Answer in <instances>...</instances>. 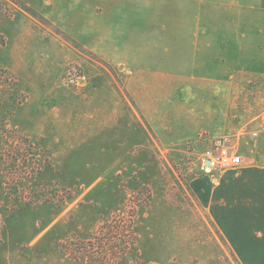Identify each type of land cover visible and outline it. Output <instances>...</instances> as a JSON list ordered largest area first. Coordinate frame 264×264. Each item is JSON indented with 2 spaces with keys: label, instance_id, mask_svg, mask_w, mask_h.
<instances>
[{
  "label": "rangeland",
  "instance_id": "rangeland-1",
  "mask_svg": "<svg viewBox=\"0 0 264 264\" xmlns=\"http://www.w3.org/2000/svg\"><path fill=\"white\" fill-rule=\"evenodd\" d=\"M232 14V0H0V123L53 165L17 192L3 180L0 264H264L191 190L232 133L208 131L218 85L202 79L230 50L202 31Z\"/></svg>",
  "mask_w": 264,
  "mask_h": 264
},
{
  "label": "crops",
  "instance_id": "crops-1",
  "mask_svg": "<svg viewBox=\"0 0 264 264\" xmlns=\"http://www.w3.org/2000/svg\"><path fill=\"white\" fill-rule=\"evenodd\" d=\"M232 2L234 25L224 34L219 28L232 43L220 33L202 31L215 37L213 46L230 48L219 55L226 63L203 62L202 79L218 85L211 96L218 111L205 125L212 134L243 132L238 144L243 164L196 179L191 190L237 255H264V0Z\"/></svg>",
  "mask_w": 264,
  "mask_h": 264
},
{
  "label": "trees",
  "instance_id": "trees-1",
  "mask_svg": "<svg viewBox=\"0 0 264 264\" xmlns=\"http://www.w3.org/2000/svg\"><path fill=\"white\" fill-rule=\"evenodd\" d=\"M29 140L17 130L7 128L0 123V187L3 180L7 178L8 182H11L7 186H11L10 188L17 192L24 179L36 180L47 171L53 170L48 152L44 148L31 144ZM7 166L9 171L5 170ZM36 182L39 184L40 181ZM39 195L45 196L47 193L33 192L31 195L33 201L29 203H35ZM16 196L17 200L25 198L21 193ZM50 196L53 195L50 194Z\"/></svg>",
  "mask_w": 264,
  "mask_h": 264
},
{
  "label": "built area",
  "instance_id": "built-area-1",
  "mask_svg": "<svg viewBox=\"0 0 264 264\" xmlns=\"http://www.w3.org/2000/svg\"><path fill=\"white\" fill-rule=\"evenodd\" d=\"M242 136L243 133H229L213 139L200 159L201 170L205 174H211L213 171H225L241 166L243 159L238 154V144Z\"/></svg>",
  "mask_w": 264,
  "mask_h": 264
},
{
  "label": "water",
  "instance_id": "water-1",
  "mask_svg": "<svg viewBox=\"0 0 264 264\" xmlns=\"http://www.w3.org/2000/svg\"><path fill=\"white\" fill-rule=\"evenodd\" d=\"M206 165H208V161L206 162Z\"/></svg>",
  "mask_w": 264,
  "mask_h": 264
}]
</instances>
